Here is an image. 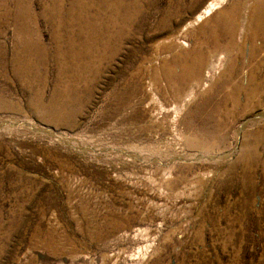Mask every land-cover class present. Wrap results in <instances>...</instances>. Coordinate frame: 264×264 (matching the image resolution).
Returning a JSON list of instances; mask_svg holds the SVG:
<instances>
[{
    "label": "rangeland",
    "instance_id": "rangeland-1",
    "mask_svg": "<svg viewBox=\"0 0 264 264\" xmlns=\"http://www.w3.org/2000/svg\"><path fill=\"white\" fill-rule=\"evenodd\" d=\"M210 2L0 0V264H264V0Z\"/></svg>",
    "mask_w": 264,
    "mask_h": 264
},
{
    "label": "bare ground",
    "instance_id": "bare-ground-1",
    "mask_svg": "<svg viewBox=\"0 0 264 264\" xmlns=\"http://www.w3.org/2000/svg\"><path fill=\"white\" fill-rule=\"evenodd\" d=\"M224 0H211V2L209 3L208 7L205 9L206 13L208 12V10L210 11L215 5H217L218 3H222ZM257 1V0H256ZM256 3V2H255ZM256 9V8H255ZM204 14V13H203ZM255 14V13H253ZM250 14H248L249 16ZM245 16V15H244ZM247 17V16H246ZM246 17H244L246 19ZM253 18V15H252ZM246 21V20H245ZM243 20L242 25L244 26L246 23ZM253 21V20H252ZM241 27V31H243L244 27ZM246 26V25H245ZM246 28V27H245ZM245 33V32H244ZM227 58V57H226ZM224 60H225V55L221 56L219 58H217L215 60V62H212L211 66L209 67V70L206 73V80L205 82L209 83L210 81H212V79L216 76L217 73H219L220 69L225 65L224 64ZM226 61V60H225ZM227 63V62H226ZM228 65V64H227ZM225 67V66H224ZM223 67V68H224ZM206 84V83H205ZM194 94V93H193Z\"/></svg>",
    "mask_w": 264,
    "mask_h": 264
}]
</instances>
